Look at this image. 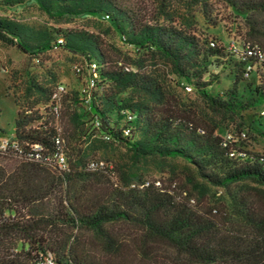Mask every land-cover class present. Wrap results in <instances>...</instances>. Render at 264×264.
I'll use <instances>...</instances> for the list:
<instances>
[{"label":"trees","instance_id":"1","mask_svg":"<svg viewBox=\"0 0 264 264\" xmlns=\"http://www.w3.org/2000/svg\"><path fill=\"white\" fill-rule=\"evenodd\" d=\"M34 1L57 22L85 15L108 20L124 43L135 47V54H127L100 32L73 28L51 42L47 29L0 16L1 42L31 55L61 47L81 58V71H74L83 78V86L78 93L67 94L64 102L69 107L85 104L92 113L91 124L85 127L73 112L79 126L61 138L51 106L53 90L35 80L27 82L25 96L36 100L18 110L13 139L22 148L41 143L52 152L60 137L68 151L64 149L68 167L60 170L15 154H0V159L17 160L12 168L0 160V264H49L45 258L50 255L54 264H264V200L252 193L260 188L245 185L264 187V154L242 149L234 136L223 137L212 116L176 95L170 76L195 88L213 114L232 121L239 118L240 125L244 124L242 111L258 104L264 110V86H256L248 100L238 94L237 82L247 79L245 62L226 45L198 33L195 11L201 7L209 18V0H153L152 5L144 0ZM224 1L244 18L247 29H237L236 35L264 49V0ZM225 52L233 58L236 71L227 98L214 96L205 80L210 58L223 57ZM91 62L98 66L97 88L88 92ZM252 75L264 80L262 64L255 63ZM38 103L46 112L33 109ZM239 131L238 138L242 131L248 137L245 128ZM112 141L128 146L133 160L116 182L110 181L115 175L112 162L106 161L112 169L89 168L90 162L100 161L93 157L96 152ZM147 158L184 159L196 171L187 178L191 189H164L144 180L137 163ZM238 184L240 190L232 194L231 188ZM208 185L223 187L231 204L208 197ZM116 223L134 224L139 230L141 243L133 261L124 251L137 235H112L105 229ZM79 229L94 230L104 239L106 253L90 260L91 253L80 247L77 257L74 230ZM158 245L173 258H167Z\"/></svg>","mask_w":264,"mask_h":264},{"label":"rangeland","instance_id":"2","mask_svg":"<svg viewBox=\"0 0 264 264\" xmlns=\"http://www.w3.org/2000/svg\"><path fill=\"white\" fill-rule=\"evenodd\" d=\"M137 1V0H133ZM146 4L152 5L153 0H144ZM211 7L212 20L205 17L202 8L198 7L195 11V27L202 38L208 40L215 39L219 44L228 46L230 37L236 30L245 32L247 27L244 18L237 16L232 7L224 0H209ZM264 15V14H263ZM0 16L10 17L16 21L28 24L36 29H47L50 31L53 42L56 38L62 36L64 32L69 29H86L95 32H100L107 40L114 42L116 45L122 48L127 54H135V47L124 43L123 36L115 27H109L108 20H101L98 17L85 15L72 19L68 22H57L49 17L43 10L39 8L34 0H0ZM80 57L73 55L67 50L61 47H54L47 52L31 55L24 52L20 47L13 44H6L0 41V130L3 134L9 135L14 132L15 119L20 110L23 107L33 105L36 98L25 96L26 84L30 80H35L39 84L53 90L57 84L63 83L66 87L65 93L62 95L61 109L56 116L55 125L58 130V135L61 138H65L66 134L73 132L80 122H85V127H89L91 124L92 113L87 107L80 104V106L73 105L69 107L64 102V98L71 92L78 93V90L83 86V78H78L74 71V65L81 63ZM234 60L225 52V56L211 57L208 62V71L205 73V80H209L211 83L208 88L214 96H220L227 98V94L233 88L235 81V68L233 66ZM174 78L173 86L176 89V95L188 106L195 108L198 112H203L206 115L212 116L217 124L218 129L223 137H227L228 134H232L238 139L239 145L242 149H248L257 151L260 154H264V111L263 104H258L250 107L246 111H242L243 123L240 125V119L235 121L219 117L209 111L204 100L196 91L195 88L188 90L186 84L182 79L177 78L174 75H170ZM264 86V80L262 81L258 76L252 75L247 79H241L237 82V91L243 100H248L254 97V89L256 86ZM78 103V102H77ZM39 109V112H46L45 107L41 104H35L33 109ZM73 112L76 113L75 120ZM43 114V113H42ZM45 114V113H44ZM41 119L34 122L33 126H37ZM81 126V123H80ZM245 128L248 132L247 138H238L239 130ZM66 152L67 149L64 146ZM95 160L110 161L115 166V175L110 177V181L116 182L121 179L122 170L125 167L132 165V154L128 146L118 142H107V144L98 150L93 156ZM2 164L8 168L16 163L17 160L12 158H1ZM138 169L142 174V178L149 183H154L156 186L164 189H175L180 186H186L191 189V184L187 181L189 175H196L195 169L188 165L184 159H160V158H147L137 163ZM197 177V176H196ZM198 181L205 182L200 177H197ZM160 185H157V182ZM80 187L83 181L80 180L77 183ZM245 185L256 186L259 190H253L252 193H257V196L264 200V187L257 186L254 183L246 182ZM209 192L208 197L220 198L225 200L227 204H231V196L223 187L208 185ZM240 185H233L231 193L235 194L240 190ZM247 189V188H245ZM97 202H101L95 196ZM51 205V204H50ZM53 206V203L52 205ZM105 229L112 232V235L119 232L120 235L136 234L130 243H128L124 254L130 261L136 259L139 252L138 244H140L139 230L134 224L129 223H116L113 225H105ZM135 232V233H134ZM76 242L74 246V253L77 257H80V247L84 251L91 253L90 260L94 257H101L106 253V244L94 230L91 229H79L74 230ZM130 235V236H131ZM141 236V235H140ZM80 241L82 246H80ZM159 249L163 251L169 259L173 258L172 254H169V250L158 245ZM168 254V255H167Z\"/></svg>","mask_w":264,"mask_h":264},{"label":"built area","instance_id":"3","mask_svg":"<svg viewBox=\"0 0 264 264\" xmlns=\"http://www.w3.org/2000/svg\"><path fill=\"white\" fill-rule=\"evenodd\" d=\"M58 42H62V38L57 40ZM212 45H215V42L212 41ZM227 49L238 55L242 61L245 62L243 76L244 78H249L255 68V63L258 62L262 64L264 67V49L258 43L251 40L243 39L241 36L236 35L235 32L232 33L230 37L229 44ZM74 69L77 72L81 71V65L76 63L74 65ZM88 70L90 75L87 78V88L88 92L90 89L97 88V77H98V66L95 62H91L88 64ZM186 88L190 91L192 90L191 86H186ZM66 87L63 83L57 84V86L53 89L51 95V106L53 111L58 115L61 109V100L62 95L65 93ZM86 102H89L90 96L89 94L85 95ZM264 111V110H263ZM95 125H99L98 119L95 120ZM125 134L130 133V128H126ZM247 136L246 131H242L241 137L244 138ZM108 138V136H105ZM233 135L228 134L227 139H232ZM57 147L54 151L48 152L45 149V146L41 143H32L28 145V148H22L18 142L13 139V134L5 135L0 131V154L10 155L15 154L17 156L23 157L30 161L39 162L45 165H50L53 167H57L60 170H65L68 167L67 157L65 151L62 146V139L58 137L56 139ZM232 155H235L233 152ZM89 168L96 169H112L113 165L106 161H92L89 164ZM147 184V183H146ZM157 185H160V182H157ZM45 261L49 264H54V260L52 256H48L45 258Z\"/></svg>","mask_w":264,"mask_h":264},{"label":"crops","instance_id":"4","mask_svg":"<svg viewBox=\"0 0 264 264\" xmlns=\"http://www.w3.org/2000/svg\"><path fill=\"white\" fill-rule=\"evenodd\" d=\"M14 133V132H13ZM12 134V133H11Z\"/></svg>","mask_w":264,"mask_h":264}]
</instances>
